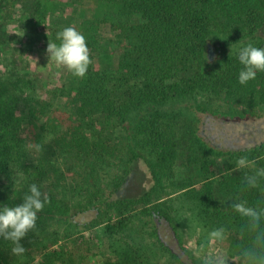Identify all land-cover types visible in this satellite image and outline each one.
Here are the masks:
<instances>
[{
  "label": "trees",
  "instance_id": "1",
  "mask_svg": "<svg viewBox=\"0 0 264 264\" xmlns=\"http://www.w3.org/2000/svg\"><path fill=\"white\" fill-rule=\"evenodd\" d=\"M16 4L20 33L5 23ZM64 5L0 0V60L11 64L0 72V204L22 202L32 183L50 201L21 240L22 255L0 239V264H88L90 238L80 232L99 224L114 256L104 264H160L157 248L171 256L165 264H184L159 239L160 220L176 240L186 220L191 230L223 229L239 255L262 258L264 141L223 147L205 139L202 130L217 104L243 118L260 116L264 72L240 85L241 46H232L253 36L242 45L264 47V36L254 35L264 29V0H96L95 7L80 9L78 25L67 27L83 33L93 52L99 24L108 22L123 43L117 65L97 68L90 53L84 78L54 66L57 78L63 75L57 85L49 74L25 70L18 56L52 32L47 16ZM138 159L152 183L122 197ZM172 193L177 196L161 200ZM236 203L256 209L259 220L235 211ZM134 218L145 219L154 242L130 228Z\"/></svg>",
  "mask_w": 264,
  "mask_h": 264
},
{
  "label": "rangeland",
  "instance_id": "2",
  "mask_svg": "<svg viewBox=\"0 0 264 264\" xmlns=\"http://www.w3.org/2000/svg\"><path fill=\"white\" fill-rule=\"evenodd\" d=\"M65 5L63 8L50 12L47 16V25L52 29L45 37H40L31 41L27 50L18 58L21 64L25 65V70L38 69L39 71L49 74L50 79L55 80V84H60L63 75L57 78V73L53 69L57 63L49 59L46 52L48 43H53L58 39L60 33L65 27L70 24L78 25L81 20L80 9L86 7H95L96 0H63ZM6 9V8H5ZM4 13V9L0 10V14ZM5 19L6 27L10 32L20 33L22 27V14L19 4L11 7L6 12ZM118 31H112L108 22L102 21L99 24L97 35L96 50L90 53L93 57L94 65L97 68H105L107 66L116 67L119 56L122 52L123 43L117 39ZM54 35V36H53ZM256 36H264V29L259 28L254 34ZM253 37V36H252ZM252 37L244 36L239 42L233 44L232 48L242 46L250 41ZM217 43V41H213ZM222 43V42H221ZM228 43V42H227ZM227 43L222 44L224 47ZM106 46V47H104ZM104 47V48H103ZM218 48V46H217ZM240 48V47H238ZM24 62H22V61ZM10 59L6 62L0 60V72H4L11 67ZM20 64L16 62V66ZM55 66V67H54ZM39 81H36V83ZM61 102L66 101L64 98L59 99ZM218 110L210 114L209 119H205L202 133L205 139L211 143H219L220 146H228V142L232 143V148L242 146V144H255L264 141V105L258 108L259 117L243 118L238 113H227L226 105H215ZM241 109L242 105L237 106ZM23 134V133H22ZM238 135V137H236ZM239 135H242L241 138ZM237 147V148H238ZM224 149V148H223ZM120 168L122 166L118 165ZM115 169V168H114ZM114 172V170H113ZM152 183L151 176L142 159H138L132 164L131 171L122 184L120 195L134 196L147 189ZM47 189H44L46 192ZM166 193L174 191L173 188H165ZM179 193V192H178ZM165 194V193H164ZM163 195V194H162ZM177 196V193H172L161 200L168 201ZM156 202V201H155ZM90 217V214L86 216ZM79 217H77L78 219ZM187 223V224H186ZM190 224L185 221L182 233L179 239H173L170 231L163 220L157 222L158 237L165 246H168L184 264H264V256L260 259H248L249 255H239L238 250L231 245L230 237L223 236L222 239L210 237L208 232L204 231L200 226L196 230L187 228ZM102 224L95 227H87L84 230L79 228L86 238H90V253L92 254L88 260V264H104L107 260H114L111 249L108 246L107 238L102 235L99 229ZM132 229L143 230L145 241L148 243L154 242V237L150 235V230L145 224V219L134 218ZM134 232V230H133ZM157 255L154 257L159 260L160 264H165L171 260V256L166 252H162L157 248Z\"/></svg>",
  "mask_w": 264,
  "mask_h": 264
},
{
  "label": "clouds",
  "instance_id": "3",
  "mask_svg": "<svg viewBox=\"0 0 264 264\" xmlns=\"http://www.w3.org/2000/svg\"><path fill=\"white\" fill-rule=\"evenodd\" d=\"M58 39L59 44L48 43L47 45L46 52L49 59L66 67L74 77L84 78L92 63L84 34L73 27H65L58 33ZM237 58L243 66L238 74L240 85H246L256 78L257 73L264 72V47H256L251 43L242 45L237 50ZM238 163L242 167L247 166L246 158H240ZM21 201L11 207L0 204V239L12 242L14 246L11 252L14 255H22L25 252L26 249L21 240L37 227L38 213L50 202L49 197L36 183L29 185L28 192L24 194ZM233 207L242 216L256 221L260 218V212L244 203H236ZM210 237L222 239L223 229L213 230Z\"/></svg>",
  "mask_w": 264,
  "mask_h": 264
},
{
  "label": "flooded vegetation",
  "instance_id": "4",
  "mask_svg": "<svg viewBox=\"0 0 264 264\" xmlns=\"http://www.w3.org/2000/svg\"><path fill=\"white\" fill-rule=\"evenodd\" d=\"M209 53H211V52H209Z\"/></svg>",
  "mask_w": 264,
  "mask_h": 264
}]
</instances>
